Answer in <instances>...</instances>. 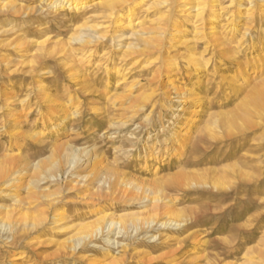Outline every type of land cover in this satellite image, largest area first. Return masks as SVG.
Returning a JSON list of instances; mask_svg holds the SVG:
<instances>
[{
  "label": "rangeland",
  "instance_id": "obj_1",
  "mask_svg": "<svg viewBox=\"0 0 264 264\" xmlns=\"http://www.w3.org/2000/svg\"><path fill=\"white\" fill-rule=\"evenodd\" d=\"M55 1L0 0L2 182L22 175L0 182V264H264V0H214L212 21L180 15L195 0H130L116 10H134L125 28L97 0ZM231 36L242 44L220 45ZM96 161L115 164L114 190L98 169L82 178ZM127 180L165 187L157 218L177 209L182 223L78 237L105 213L147 208L119 192Z\"/></svg>",
  "mask_w": 264,
  "mask_h": 264
},
{
  "label": "bare ground",
  "instance_id": "obj_2",
  "mask_svg": "<svg viewBox=\"0 0 264 264\" xmlns=\"http://www.w3.org/2000/svg\"><path fill=\"white\" fill-rule=\"evenodd\" d=\"M50 3H55V0H49ZM91 0H61L59 1L57 4V7L60 9H64L67 8L69 11H73V10H81V8H84L88 2H90ZM95 1V0H94ZM98 2L97 5H103L105 4L106 6H108V9L110 8V15L112 16V20L115 23V26L117 28H125V27H130L133 26L135 24L132 23V17L134 16V10L132 9V7L130 5H127L126 7H124L122 9V11H117V7L119 4H128L130 0H108V1H101V0H97ZM186 0H183L181 2H185ZM214 0H195V2L192 4L193 6L191 7H184L182 8V11L184 12L183 14H180L181 16L187 18L189 16H191V12H195V14L193 15L194 18H203V15L205 14L206 10H209L208 13V20L212 21V18L214 17L215 14V10H213L214 7L218 6L217 4L211 5L213 4ZM239 1V0H238ZM250 1V0H249ZM234 2V0H229V5L227 6H231V4ZM241 2V1H240ZM262 2V1H261ZM211 5L208 7V5ZM219 7V6H218ZM17 10V9H16ZM125 10V11H124ZM192 10V11H191ZM207 10V11H208ZM124 11V12H123ZM217 11H221L220 8H218ZM178 12V11H177ZM220 14V13H219ZM126 16L127 21L123 22V18ZM170 20L171 22H174V25H178L177 23V19L173 16V14L171 13L170 15ZM138 25V24H136ZM212 27H209V29ZM202 29V26L200 27L199 30ZM226 33H230L231 32V28H226L225 29ZM117 32V31H116ZM211 33V38H216V35H218L217 31H211L209 32ZM225 33V34H226ZM115 34V33H114ZM78 36V35H76ZM222 38H220V45H231L232 47H238L242 44L241 39L242 37H239L237 39L236 36H231L228 38V41L225 40H221ZM73 41H78L79 43H81L82 41L80 40V37H73L72 39ZM85 44H88L89 41L85 40L82 42L81 46L83 49V46ZM62 48L64 49L66 47L65 43H61ZM69 47V46H68ZM67 47V48H68ZM86 48V47H85ZM94 47H88L87 51L85 53L80 54L79 59L82 62L87 63L89 60V56L92 52ZM231 48V47H230ZM127 49L132 50L133 48L131 46H127ZM234 49V48H233ZM128 51V50H126ZM170 57L167 56V60ZM202 60H198V64L201 63ZM81 62V63H82ZM256 61H254L253 63L255 64ZM80 63V62H79ZM78 63V64H79ZM76 64V62H75ZM240 64V63H239ZM98 66V65H97ZM241 66V64H240ZM246 69V68H245ZM243 72V71H242ZM241 73V72H240ZM238 73V74H240ZM255 73V66L253 68V74ZM244 74V73H243ZM241 75V74H240ZM238 75V76H240ZM245 77V74L244 76ZM246 78V77H245ZM244 78V79H245ZM258 92H262L264 93V84L257 90ZM185 93H187L185 91ZM26 100V98H24L22 101ZM28 101V100H27ZM173 110V109H172ZM175 110V109H174ZM147 118V116H145ZM145 120V119H144ZM123 124V123H122ZM191 124L187 123L186 126L182 129V131L179 132H175V134L178 136L177 141L186 135L189 127ZM69 150L72 151V147L68 146L67 147ZM177 150V149H175ZM82 153L84 154L85 157H87L88 159H92L90 158L92 156V151L87 150L86 148H84V150L82 151ZM81 158V157H80ZM87 159V160H88ZM97 159L96 156L94 157V160ZM100 159V158H99ZM78 161H76V165H77ZM88 165V161L86 166ZM95 169H98L97 171L103 173L104 175V180L109 179L111 181V187L110 184L108 185V189L109 188H113V190L115 189V182H114V177L119 176V171L118 169L115 167V164L113 163H99L97 164V161L91 164V172H88L86 174H84L82 176V178H88L93 174V172H96ZM10 171L9 166H6L4 164H0V182L3 185H5V187L10 186L11 184H13L15 181L19 182L22 179V175L20 174H16V177H14L12 179V181H14L13 183H9L8 179L13 176L12 173L2 182L3 176L5 174H7ZM49 171V175H52V171L51 168H48ZM80 175H78L79 177ZM5 183V184H4ZM132 185V187L130 188V186ZM128 186V187H127ZM189 186L188 182H185L184 184H181V186L179 187V190H182L184 187ZM129 188V189H128ZM86 191H88V189H86ZM119 192L122 195H125V193L129 194L130 196H132L133 193L137 192L139 194H143V196L140 198H138L140 201H142L143 199H147V201L149 202L146 206L147 208L144 211H139V212H133L131 214H126V215H119L116 216L113 213H105L103 215H101L99 218H97L95 221L90 222L88 224H85L83 226H79V228L76 231V235L82 239H87V238H91L93 236V234H96L98 231L102 232V230L105 228L106 225H109L108 228H112L115 224H119L120 226L124 225L126 223V220L128 219V221H130L132 224L134 223H144V224H153L155 223V226L157 224L160 223V226H165L167 223H171L173 222L176 226H179L182 221L178 219V216L180 214V212L177 209H169V211L166 213V219L165 220H160L159 218H157V211L161 210V209H165L167 208V205L165 204V200L169 199L168 196L166 195L165 192V187L162 188H156L154 186H151L149 184H144L142 182H136V181H129L127 180L126 182H124V188H119ZM104 194V193H103ZM89 198L92 200L97 199L96 197H93L94 195L92 193L88 194ZM127 197V195L125 196ZM136 197H130L129 199H135ZM55 214L53 215V220L54 224H59V220H62L63 217L58 213L57 210L54 211ZM92 212V211H90ZM168 214H170V216H168ZM9 216H10V212L8 210H6L4 212V215L2 217H0V221H2L3 223H6L7 225H11V222L9 220ZM173 216V217H171ZM46 218V217H45ZM44 219L42 218L41 220L39 219V221L37 223H40L43 221ZM47 220V219H46ZM44 222V221H43ZM51 223V222H50ZM139 227V226H138ZM140 229V228H139ZM151 232V231H149ZM153 236V235H152ZM150 236V238L152 237Z\"/></svg>",
  "mask_w": 264,
  "mask_h": 264
}]
</instances>
